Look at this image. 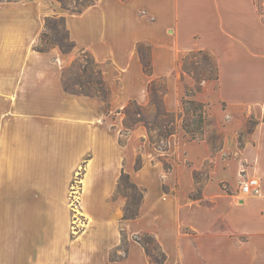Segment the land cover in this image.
I'll use <instances>...</instances> for the list:
<instances>
[{"label": "crops", "instance_id": "0c3cea01", "mask_svg": "<svg viewBox=\"0 0 264 264\" xmlns=\"http://www.w3.org/2000/svg\"><path fill=\"white\" fill-rule=\"evenodd\" d=\"M92 1L80 13L64 14L56 0L0 2V264H152L136 241L143 235L156 240L163 264H264V72L219 70L231 50L247 53L249 37L262 43L253 0ZM55 14L65 17L76 44L71 53L34 50ZM80 51L100 69L107 103L64 90L63 71ZM194 51L207 52L219 66L226 106L206 112L222 129L221 150L211 157L203 138L172 139L171 168L154 156L142 164L135 146L150 143L147 130L136 124L124 132L122 111L132 101L151 108V82L166 86L163 104L171 115L185 98L206 108L210 82L192 97L180 86L181 79L194 83L180 71L182 57ZM248 120L254 124L246 131ZM181 122L176 133L184 136ZM208 159L227 161L235 171L207 165L200 180ZM238 165L259 180L263 197L235 192ZM122 175L142 194L134 218L125 217ZM76 179L85 226L74 235ZM223 182L231 193L220 188ZM198 189L200 197H192ZM113 254L121 259L112 261Z\"/></svg>", "mask_w": 264, "mask_h": 264}, {"label": "rangeland", "instance_id": "374dc122", "mask_svg": "<svg viewBox=\"0 0 264 264\" xmlns=\"http://www.w3.org/2000/svg\"><path fill=\"white\" fill-rule=\"evenodd\" d=\"M85 1L86 0H64V2L66 3L65 4L66 6L65 5L62 6V4L57 0H56V3L58 4L60 10L62 11L61 13L64 14V12H73L75 8L80 9L81 4L85 3ZM253 3H254L255 11H256L255 17L262 24V30H263L262 43L260 44V43L254 42L253 38H250L248 36L250 39V43L252 44V47L247 50V53L244 54L243 50L240 48H238L236 52H233V50H231V53L229 55L230 59L224 58L219 61L221 62L220 63L221 68L219 70L241 72V73H247V74L264 72V0H253ZM62 17L65 19V17L61 14H55V15L50 16L49 18H55V20L58 21ZM65 24H66V20H65ZM44 28H45V24H44ZM59 29L61 30L62 28L59 27ZM243 33H245V30L243 31ZM232 45H233V42H232ZM146 47H147L146 45H142L143 50H145ZM55 48L57 47L48 49V52H50L52 49H55ZM74 49H76V47ZM204 53L205 54L203 55V54H200L198 51H194L182 57V62L180 64L181 65L180 71L184 73L185 78L187 77L194 82L192 86H186L183 82V79H181L180 86H181V89H183L184 95L194 93L198 88L201 89L202 87L201 85L203 81H200V80H203V77L205 76L215 77L216 75L215 69L217 67L219 68L218 63L207 52H204ZM76 70H77V67H76ZM76 70H74V72L71 74L70 82L76 81V76H75ZM92 70H93V67H92ZM204 82H210V85H211L210 89L207 92H205L206 93L205 95L208 97V99H210L207 107L194 110L192 106L185 103V101L189 100L185 98L182 101H180L181 111L173 114L172 120L176 124V123H179V121L182 119L181 125L183 124V122H185L187 125H191L190 128H193L194 125H192V121L197 120L196 117H198V115H201L202 121L204 123V126H203L204 134L202 138L208 144L211 157H215L217 156L216 154L220 152L221 147H222V144H221V140L223 139L222 132H221L222 129L220 128V126L219 127L215 126L216 125L215 118L211 114L209 113L207 114L206 110L208 109L210 110L212 108V105L215 106L217 109H221V108L224 109L226 104L223 101L224 94L220 90L221 86L219 82L212 81V80L204 81ZM232 83L234 84L237 83L238 85V83L239 84L243 83V81L236 80V81H232ZM73 89L79 90L75 86L73 87ZM145 117L150 123L151 128H153V124L155 123L157 116L152 106L151 108H145ZM124 118L125 116L123 115V119ZM169 120H171V118ZM167 123H165L166 125H163V126L161 124L160 125L162 126V128H165L166 126L168 127ZM253 124L254 122L252 120H248L246 123V131L251 130L253 127ZM160 132H161L160 130H154L151 132V136L153 137V140L157 142L156 144L148 143L147 140H146V143L138 142L135 146V151L137 152V159L140 158V161L142 164L144 163L143 160L146 161L147 156H154L156 158V160H154L155 162L156 161L161 162L162 166L168 169V168H171L173 165L171 161L172 158H169L173 152V148L168 145V141L172 139L174 140L181 139V142H182V138H184L185 140L188 138L185 135V133L183 136V133L181 132L180 129H178L176 133V137L174 136L167 137L165 131L161 137H158ZM241 134L243 135V132ZM120 140L124 144L126 142V137L124 135H121ZM237 140H239V134L236 137V147L239 146V142L237 144ZM235 156H237V153L235 154ZM216 162L217 164L214 165L212 161L208 159L206 163H204V165L202 166L203 168L206 167V170H203V169L200 170L198 172L197 178L200 180H204L206 178V172L209 167L207 165H211V168H214L215 172L217 173H221L227 169L235 171L233 164L230 165L227 161H222L218 159ZM184 164H189V162L185 161ZM237 167L238 168H236V173L238 174V176H244V173H241L239 165ZM238 180L240 181L241 177H239ZM239 181L235 184L233 188L235 192L239 191ZM220 188L228 193H231L230 187L228 186V184L224 182L220 184ZM124 193H127V191L126 192L124 191ZM128 193L130 194L131 192L128 191ZM192 197L194 198L200 197V190L198 189L194 191L192 193ZM219 246L223 247V245L221 244H219L218 247Z\"/></svg>", "mask_w": 264, "mask_h": 264}, {"label": "trees", "instance_id": "16d2710c", "mask_svg": "<svg viewBox=\"0 0 264 264\" xmlns=\"http://www.w3.org/2000/svg\"><path fill=\"white\" fill-rule=\"evenodd\" d=\"M18 0H0V2H14ZM62 6L66 3L64 0H57ZM93 1L86 0L85 3L81 4V8H75L74 13H80L85 7L89 6ZM66 6V5H65ZM55 18H46L45 28L42 34L39 37L38 43L34 47V50L37 52L45 53L48 52V49L57 47L63 54L71 53L76 44L71 40L68 30L66 28L65 19L62 17L55 23ZM59 27L62 29L60 30ZM50 32V34H49ZM200 54H205L203 51H199ZM210 58V57H209ZM77 67V70H76ZM93 67V70H92ZM144 72L146 74H151L152 70L148 62L143 63ZM75 71L76 81L70 82V76ZM95 70V72H94ZM216 70L215 77L205 76L203 80L200 81H217L218 80V70ZM62 85L66 92L72 94H83L89 97H97L102 102L107 103L109 99V90L102 78L100 69L97 67L92 56L86 51H80L79 55L75 58L72 64L65 68L62 74ZM77 87L79 90L73 89ZM148 94L150 96L151 105L156 113L157 119L151 128L150 123L145 117V109L139 106L136 102H130L122 111L124 114V132H129L136 124H142L146 130L149 142L151 144H156L151 136V132L154 130H160L158 137H161L166 132L167 137L176 134L177 125L172 120L173 115L166 112L163 104V97L166 93V86L163 82H151L147 88ZM200 88L196 90L199 92ZM188 97H192L193 93L187 94ZM186 104L192 106L194 110L199 108H204L203 104L194 102V101H185ZM171 118V120L169 119ZM197 120L192 121L193 128H190L191 125H187L183 122L181 128L184 131L185 135L190 140H202L204 134V123L202 121V116L198 115ZM168 122V123H167ZM168 124V127L162 128L163 125ZM162 126H161V125ZM123 185L124 191L127 200V205L125 209L126 218H134L138 214V205L141 201L142 194L140 190L129 181L127 175H122L120 179V185ZM131 192L130 194L128 193ZM136 241L144 248L150 262L152 264H163L165 261V255L162 252L160 246L156 240L150 235H143L136 238ZM122 248L124 254L127 252L126 242L123 239ZM118 259H121L120 257ZM113 254L111 256L112 261L118 260Z\"/></svg>", "mask_w": 264, "mask_h": 264}, {"label": "built area", "instance_id": "2783aa9c", "mask_svg": "<svg viewBox=\"0 0 264 264\" xmlns=\"http://www.w3.org/2000/svg\"><path fill=\"white\" fill-rule=\"evenodd\" d=\"M76 177H79V175ZM239 191L245 197H263L259 180L256 177L241 176ZM79 192V181L76 179L70 189V206L72 208L71 230L74 235L80 233L85 226L84 220L77 212Z\"/></svg>", "mask_w": 264, "mask_h": 264}]
</instances>
